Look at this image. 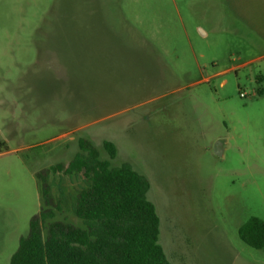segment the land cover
I'll list each match as a JSON object with an SVG mask.
<instances>
[{"label":"rangeland","instance_id":"rangeland-1","mask_svg":"<svg viewBox=\"0 0 264 264\" xmlns=\"http://www.w3.org/2000/svg\"><path fill=\"white\" fill-rule=\"evenodd\" d=\"M66 1L0 0V264L40 211L80 224L79 139L148 179L173 264H264L238 235L264 220V0Z\"/></svg>","mask_w":264,"mask_h":264},{"label":"trees","instance_id":"trees-1","mask_svg":"<svg viewBox=\"0 0 264 264\" xmlns=\"http://www.w3.org/2000/svg\"><path fill=\"white\" fill-rule=\"evenodd\" d=\"M4 146L0 139V150ZM78 146L65 170H83L86 178L72 206L80 224L44 225L52 214L40 211L30 219L8 264H173L159 243L160 218L147 197L148 179L129 162L110 163L116 156L111 141L101 143L108 158L83 139ZM41 193L46 194L42 188ZM238 235L249 246L264 249V220L249 217Z\"/></svg>","mask_w":264,"mask_h":264},{"label":"crops","instance_id":"crops-1","mask_svg":"<svg viewBox=\"0 0 264 264\" xmlns=\"http://www.w3.org/2000/svg\"><path fill=\"white\" fill-rule=\"evenodd\" d=\"M71 0H67L66 2H65V6H67V8H69L71 5ZM92 7H95V8H93V11L95 12L96 11V7H98V4H97V1L96 0H92V2H91V4H90ZM70 10V9H69ZM99 10V9H98ZM67 11H68V9H67ZM71 21H73V20H70L68 17H67V20H66V22H71ZM96 29H97V31L99 32V34L100 35H102L103 34V30L101 29V27L99 26V24H98V26H96L95 27ZM74 30V29H73ZM73 30H72V25H71V27L69 26V24H68V26H67V35L69 34V33H72L73 32ZM75 32V31H74ZM102 33V34H101ZM173 263V262H172Z\"/></svg>","mask_w":264,"mask_h":264},{"label":"built area","instance_id":"built-area-1","mask_svg":"<svg viewBox=\"0 0 264 264\" xmlns=\"http://www.w3.org/2000/svg\"><path fill=\"white\" fill-rule=\"evenodd\" d=\"M241 95H243V94L241 93Z\"/></svg>","mask_w":264,"mask_h":264}]
</instances>
